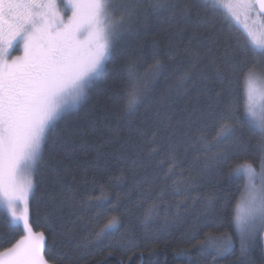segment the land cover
<instances>
[{
  "label": "trees",
  "instance_id": "obj_1",
  "mask_svg": "<svg viewBox=\"0 0 264 264\" xmlns=\"http://www.w3.org/2000/svg\"><path fill=\"white\" fill-rule=\"evenodd\" d=\"M117 2L133 5V19L125 14L127 30L87 98L47 134L32 175L29 221L44 234V258L49 264H264L258 237L241 254L234 218L245 181L229 176L234 161L259 160V132L238 126L239 145L225 163L212 157L226 145L208 150L221 117L229 108L242 110L244 72L254 67L264 74V59L246 54L250 39L209 0H180L191 8L187 17L153 12L151 0ZM132 85L144 99L130 114L125 94ZM101 195L102 207L88 203ZM112 216L118 230L97 241ZM223 233L233 244L218 255L207 242ZM22 234L0 207V251Z\"/></svg>",
  "mask_w": 264,
  "mask_h": 264
},
{
  "label": "snow or ice",
  "instance_id": "obj_2",
  "mask_svg": "<svg viewBox=\"0 0 264 264\" xmlns=\"http://www.w3.org/2000/svg\"><path fill=\"white\" fill-rule=\"evenodd\" d=\"M224 6L233 16L237 8L256 12L264 26V0H228ZM150 7L153 12L191 14L180 0H151ZM118 10L124 14L117 17ZM125 14L130 23L133 5L117 0H0V204L11 223L26 233L0 251V264H49L42 254L44 234L33 232L29 221L28 203L35 188L32 175L42 159L47 134L55 131L69 100L74 106L87 98L89 86L123 38ZM248 35L252 39L246 54L264 59V39L256 40L252 32ZM14 48L22 54L13 56ZM242 88V110L229 108V114L221 117L208 150L226 145L212 157L216 163H225L239 145L234 139L238 126L244 123L259 132V160L234 161L229 170V176H242L245 181L234 219L241 232V254L246 255L249 243L256 239V225L264 228V74L248 67ZM143 99L139 89L130 86L125 94L128 112H135ZM104 199L103 195L92 197L88 203L100 208ZM119 223L112 216L95 234L96 240L118 230ZM232 244L229 234L223 233L208 241L207 247L222 255Z\"/></svg>",
  "mask_w": 264,
  "mask_h": 264
},
{
  "label": "rangeland",
  "instance_id": "obj_3",
  "mask_svg": "<svg viewBox=\"0 0 264 264\" xmlns=\"http://www.w3.org/2000/svg\"><path fill=\"white\" fill-rule=\"evenodd\" d=\"M209 1L213 2L214 4H216V6L220 7V9L224 10L229 15V17L231 18L233 23L246 34V36L250 39V41L252 38L249 37V35H248L249 32H252L254 34V38L256 40L264 39V26H262V18L256 12L248 13L242 9L237 8V9H235L236 15L233 16L228 11V9L224 6L227 4L228 0H221L220 3H216V0H209ZM21 54H22L21 51L17 50L16 48H14L12 50L13 56L21 55ZM76 105H74V106H76ZM74 106H73L71 100H69V104L67 106V109L74 107ZM25 179H26V177H25ZM239 203H242L241 198H240ZM0 207L8 214V211H7L5 206L0 204ZM20 211H22V208L20 209ZM236 214H237V209H236ZM9 217H10V215H9ZM10 220H11V217H10ZM235 227L241 235L240 228L238 227L236 221H235ZM17 228L21 229V231L23 233L21 238L24 237L26 235V233L22 230V227H17ZM255 235H256V239L258 237L264 243V239L261 238L262 236H264V228H262L259 224L256 225ZM253 241H251L249 244H252ZM5 259H7V257H5Z\"/></svg>",
  "mask_w": 264,
  "mask_h": 264
}]
</instances>
